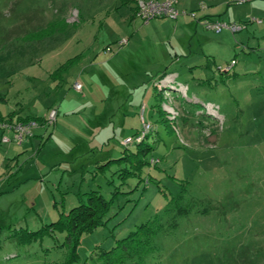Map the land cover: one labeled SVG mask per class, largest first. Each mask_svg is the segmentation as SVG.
<instances>
[{
	"label": "rangeland",
	"instance_id": "1",
	"mask_svg": "<svg viewBox=\"0 0 264 264\" xmlns=\"http://www.w3.org/2000/svg\"><path fill=\"white\" fill-rule=\"evenodd\" d=\"M121 2L0 0L1 111L22 108L19 114L43 117L54 101L58 119L68 124L56 131L46 119L34 120L44 136L28 152L27 173L0 188V264H61L64 235L45 227L78 205L84 192L110 199L116 188L106 224L81 238L74 264L90 263L96 247L109 250L160 217L180 193L190 212L174 229L165 226L144 264H264L262 20L247 17L235 33L193 35L199 55L189 72L184 38L177 65L147 41L142 50L116 46L146 24H122L127 8ZM202 41L212 46L201 49ZM52 52L59 55L50 65ZM75 56L67 71L53 76ZM169 68L178 77L175 90L159 80ZM76 82L82 93L73 89ZM141 133L152 150L139 159L149 165L123 181L119 170L126 165L107 162L135 152L136 145L122 142ZM40 139L46 144L41 159Z\"/></svg>",
	"mask_w": 264,
	"mask_h": 264
},
{
	"label": "crops",
	"instance_id": "2",
	"mask_svg": "<svg viewBox=\"0 0 264 264\" xmlns=\"http://www.w3.org/2000/svg\"><path fill=\"white\" fill-rule=\"evenodd\" d=\"M136 1L137 0H122L121 2L122 3L121 5L125 6L127 10L124 11L125 16L120 17V19L122 20V24L124 23L127 27L132 25L133 23L134 24L137 23V21L142 23L141 19H139L135 15ZM176 10L179 13L176 19L159 18L154 21H149L145 25L143 23H142L143 25L140 24L139 28H137V33L133 37H131L130 39L123 37L124 39L127 40V44L125 46L133 45L135 47L141 48L142 50L144 45L146 44L145 41H147V45H150V43L154 45L153 49L155 53L156 51L158 52V49L164 50L166 54L169 56L168 58H173L172 59L173 64H176V63H180L181 59L184 57L181 53L182 51L178 49L180 40L184 38L188 42V52H189L188 62L190 64L188 70L190 72V70L192 69L191 67L197 64L198 61L196 60L197 59L196 56L199 55L198 53L199 51L198 52L194 51L192 37L193 35H195V37L201 38L200 36L203 35L205 36L208 33L207 31H209L204 27L203 25L204 21L216 20V21L224 22L228 25L240 26L239 23L241 24L243 21H245L247 17H255L257 19L262 20V23L258 26L259 27L258 29L261 32L262 31L264 32V0H176ZM143 30L146 31L148 30L147 32L148 34H144L143 38H138V34L141 33V31ZM232 33H235V31H232ZM202 42L199 43V47L201 49H203L204 47L209 48V46H212L209 45L210 44L209 41L206 42L202 41ZM167 46L170 48L171 52H173L174 54L173 56L171 55L170 51H168ZM58 55L59 53L54 54L53 52L47 54L46 55L47 62L52 63L53 61H56ZM85 60L86 58L83 56L81 62ZM170 68L162 73L165 74V77L160 81L163 82L164 86L168 85L166 87L167 89L169 88L171 90H175L177 88H175V86L171 83L172 81L176 80L178 77L176 76V71H170ZM160 71L161 68L158 70V72ZM47 79L51 80L49 76L47 77ZM52 82L53 85L59 87L60 85L59 83H56V81H52ZM161 88L159 89L161 90ZM2 95L4 96L3 93ZM63 106L64 105H62L61 108ZM53 109L57 111V117L53 124L55 125V130L57 131L60 129V127H63L64 125H68V124L67 122L66 123L64 122V119L63 120L58 119L60 112L58 107L55 106L54 101L53 103H48V105L46 106V113L44 114L45 116L43 117L39 116L38 113L39 111L36 112L34 111L35 113L30 112L31 114H28L25 113V111L21 112L22 108H20L17 109V110H21L19 114V112L15 109L12 110L7 109V111L5 112H2L0 109V121H3L5 119L9 120V115L13 114L10 117L11 119L9 121L21 122V119L29 118L30 120L42 119V122H44V120L47 119L49 111ZM21 116H24V118H21ZM4 134L6 135L8 134V136L10 137L12 136L11 133L0 132V136ZM42 134L43 133L41 129H38L36 127L31 130V136L24 138L23 142L20 145L12 141L9 143L0 142V184H1L0 188L1 189L4 187L6 188L7 183L11 181L12 177H16V176L18 177L21 176L22 173L24 174L27 173L26 171L27 166L25 164L28 163L27 162L28 152H33L34 145L36 144V141L34 139L36 137H41V136H42L41 138H43L44 134L43 135ZM39 144L41 146L39 147L38 152L36 153V158H38V154H39V159H41V155L46 147V144L44 145V142H42L41 139L39 141ZM43 172H44L43 169H38V174H41ZM90 191H94V190H90ZM88 192H84L83 194Z\"/></svg>",
	"mask_w": 264,
	"mask_h": 264
},
{
	"label": "trees",
	"instance_id": "3",
	"mask_svg": "<svg viewBox=\"0 0 264 264\" xmlns=\"http://www.w3.org/2000/svg\"><path fill=\"white\" fill-rule=\"evenodd\" d=\"M77 58L78 56H75L67 60L53 73V76L67 71ZM164 77L165 74H162L159 80L164 79ZM5 102V97L0 94V103ZM12 115H9V120ZM28 120L30 119H21V121ZM145 139L146 136L140 143L135 144V152L123 158L107 162V164L114 162L118 165H126L125 168L119 170L123 173L119 175L123 181H126L130 176L139 174L144 166L149 165V162L139 159L140 155H147L152 150L150 146L144 144ZM117 194H119L117 188L112 192L110 199L104 198L98 190L82 194L78 198V205L61 214L55 222L45 227L50 233L64 235L62 243L58 245L61 248L64 247L67 251L61 264H74L78 261L77 249L81 238L106 224L107 214ZM191 208L192 204H182L180 193L169 201L160 217L157 216L136 227L126 237L118 240L116 245L109 250L105 251L96 247L89 257L90 263L86 261L83 264H144L147 255L157 250L155 239L164 232L165 226H168V229H174L177 226L176 219L186 216ZM165 220L168 221L165 222ZM31 236L35 239L37 234L33 233Z\"/></svg>",
	"mask_w": 264,
	"mask_h": 264
},
{
	"label": "built area",
	"instance_id": "4",
	"mask_svg": "<svg viewBox=\"0 0 264 264\" xmlns=\"http://www.w3.org/2000/svg\"><path fill=\"white\" fill-rule=\"evenodd\" d=\"M135 12L136 16L145 23H148L153 19L159 18L176 19L179 15L178 11L176 10V0H137ZM203 25L207 30L213 31L215 33H220L224 29H231L232 31H237L236 26H230L224 22L216 20L204 21ZM126 44L127 40L122 39L116 44V46L118 48H122ZM105 52H112V48L110 46L106 47ZM73 89L78 93H82V85L78 82L74 83ZM56 117L57 111L54 109L50 110L46 119L47 124H54ZM37 125V122L34 120L12 122L5 119L3 121H0V132L11 133L12 135L11 137L8 136V134L1 135L0 142L9 143L12 141L20 145L23 142L24 138L31 136V130L36 128ZM149 127V125H144L145 130ZM144 133L137 134L132 138H126L122 142V145L128 148L131 145L140 143L146 136Z\"/></svg>",
	"mask_w": 264,
	"mask_h": 264
}]
</instances>
